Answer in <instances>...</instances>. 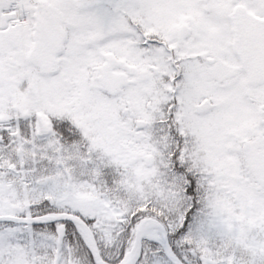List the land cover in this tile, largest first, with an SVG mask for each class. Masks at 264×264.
Masks as SVG:
<instances>
[{"label": "snow or ice", "instance_id": "1", "mask_svg": "<svg viewBox=\"0 0 264 264\" xmlns=\"http://www.w3.org/2000/svg\"><path fill=\"white\" fill-rule=\"evenodd\" d=\"M0 264H264V0H0Z\"/></svg>", "mask_w": 264, "mask_h": 264}]
</instances>
